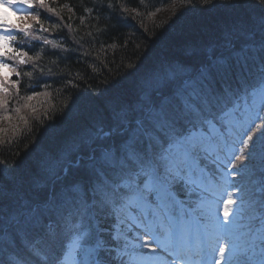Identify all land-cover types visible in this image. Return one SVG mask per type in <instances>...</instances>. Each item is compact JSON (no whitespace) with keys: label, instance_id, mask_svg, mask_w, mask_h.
<instances>
[{"label":"snow or ice","instance_id":"obj_1","mask_svg":"<svg viewBox=\"0 0 264 264\" xmlns=\"http://www.w3.org/2000/svg\"><path fill=\"white\" fill-rule=\"evenodd\" d=\"M201 2L225 13L206 39L137 68L130 86L110 84L102 104L86 98L78 115L73 100L66 116L75 130L56 132V146L35 161L30 153L13 167L0 159V264H264V0ZM18 4L47 7L0 0V9L38 19ZM84 11L95 12L101 48L99 37L126 23L111 0ZM30 28L0 12L5 110L10 74L21 72L4 58L33 59L12 47L13 33L27 37ZM53 48L67 53L66 67L88 55ZM34 71V94L52 86L51 69L33 65L23 75ZM66 75L69 89L85 78ZM11 88L18 92L19 81Z\"/></svg>","mask_w":264,"mask_h":264},{"label":"trees","instance_id":"obj_2","mask_svg":"<svg viewBox=\"0 0 264 264\" xmlns=\"http://www.w3.org/2000/svg\"><path fill=\"white\" fill-rule=\"evenodd\" d=\"M111 2L116 7V15L125 17L126 23H121L117 30H113L108 35L99 37V41L103 42V48L100 43L93 41L97 27V21L92 18L95 12L84 11L85 7L92 6V0H64L58 3V17L53 20L58 22L61 35L67 39L69 48L77 49V55L81 52L88 55L80 58L79 63L74 58L66 67L60 62V57L67 55L66 52L44 50L39 61L25 68V71H32V66L36 65L37 68L51 69L56 75L48 78L51 87L45 88L41 85L35 89L34 95H38L36 99L21 104H18L14 97L10 99L11 116H9L10 123L6 127L21 122L23 116L20 113L27 108L31 107L35 114L24 125L11 128L10 134L0 137V159L6 160L9 167L24 161L28 153L31 155L28 156L27 162H31L54 148L56 132L70 134L75 130L74 121L68 118L64 111L71 106L73 100L79 101L76 110L78 113L89 107L86 98L99 97L98 103L102 104L104 98L101 93L110 84L119 81L130 86L133 77L129 73H134L137 68L142 69L146 64L178 52L187 43L206 39L225 14L217 18L212 11L214 8L204 5L201 0H143V4L141 0H111ZM182 4L187 6V12L178 23L174 18L171 20L159 17V14L168 11V8L177 5L175 9H178ZM121 5L127 7L129 12H123ZM218 12L220 11L216 9L215 13ZM150 16H154L156 20L150 21ZM59 18H62L64 23L59 21ZM175 31L176 33L180 31V34L170 33ZM90 32L92 36L88 35ZM149 50H152L155 56L151 58L152 62L146 57V52ZM54 52L58 55H53ZM98 55L99 60L96 59ZM69 70L73 75L80 72L85 76L84 80L78 81L79 86L75 89L65 88L61 83L62 79L70 78L66 75ZM39 79L38 71H34L31 77L24 75L18 93H26L24 96H27L28 93L33 92V88L29 85L36 84ZM38 100H40L38 107L35 108L34 104ZM16 107L20 108L19 113L14 111ZM4 112L8 111L4 109ZM73 114L76 115L75 112ZM8 119L0 118V125ZM52 125L55 127L53 128ZM1 135L3 134L0 133Z\"/></svg>","mask_w":264,"mask_h":264},{"label":"rangeland","instance_id":"obj_3","mask_svg":"<svg viewBox=\"0 0 264 264\" xmlns=\"http://www.w3.org/2000/svg\"><path fill=\"white\" fill-rule=\"evenodd\" d=\"M175 7L177 8V5L174 6V7H170V9L168 8V11H163L161 14H159V17L160 18H170L171 20L174 18L176 19V22L178 23L182 17H184V15L186 14L187 10H186V5L182 4L181 7H178V9H175ZM220 12L218 13H215L216 11V8H214L213 11V14L216 15L217 18H219V16H223V13H224V10L223 9H218ZM210 14L212 15V13L210 12ZM150 21L155 19L154 16H150L149 17ZM208 19V18H207ZM156 20V19H155ZM149 52V53H147ZM146 52V57L148 59H153L155 56H154V53H152L153 51L152 50H149ZM151 52V53H150ZM151 54V55H150ZM152 59L150 62H152ZM149 62V60H148ZM38 96H36L34 99H36ZM39 101L38 100L35 104H34V107L37 108L38 107V104H39ZM72 106V104H71ZM70 107V106H69ZM78 108V106L74 109V112L76 115H78L79 113L76 111ZM64 111L67 113L68 111V107L64 109ZM78 113V114H77ZM20 114H22L23 116V119L21 120V122H17V123H14L13 125L9 126V127H6L9 125L10 123V119L9 120H6L4 122L1 123L0 125V133H2L3 135H1L0 137H3L5 136L7 133H9V130L11 128H15V127H18V126H22L24 125L26 122L29 121V119L35 114V112L32 110V108H27L24 112H21ZM11 132V131H10ZM10 134V133H9Z\"/></svg>","mask_w":264,"mask_h":264},{"label":"water","instance_id":"obj_4","mask_svg":"<svg viewBox=\"0 0 264 264\" xmlns=\"http://www.w3.org/2000/svg\"><path fill=\"white\" fill-rule=\"evenodd\" d=\"M170 33H174V34H180V31H179V32H177V33H176V31H175V32H170Z\"/></svg>","mask_w":264,"mask_h":264}]
</instances>
